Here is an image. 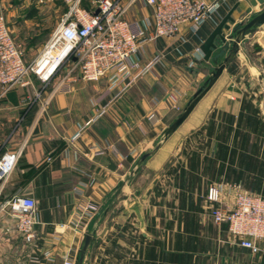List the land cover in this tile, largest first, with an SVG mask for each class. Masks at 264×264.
Instances as JSON below:
<instances>
[{"label":"crops","instance_id":"obj_1","mask_svg":"<svg viewBox=\"0 0 264 264\" xmlns=\"http://www.w3.org/2000/svg\"><path fill=\"white\" fill-rule=\"evenodd\" d=\"M208 1L220 3L216 17L196 32L184 27L177 37L147 43L143 59L159 53L162 61L126 89L115 73L84 81L69 63L49 82L32 74L28 85L7 91L0 85V155L21 150L0 183V264H63L67 255L79 264L87 236L82 264H264V241L258 253L239 245L226 224L214 222L204 199L217 183L264 195V24L246 36L188 118L166 136L228 54L220 51L232 43L237 25L263 7ZM123 2L131 3L128 19L153 17L142 1ZM65 10L64 0H0V12L24 14L15 22L20 32L30 27L50 36ZM44 15L55 18L44 24ZM66 81L69 90L62 88ZM98 107L105 112L74 138ZM15 195L37 203L32 243L4 210ZM81 197L99 211L84 229L64 226Z\"/></svg>","mask_w":264,"mask_h":264},{"label":"built area","instance_id":"obj_2","mask_svg":"<svg viewBox=\"0 0 264 264\" xmlns=\"http://www.w3.org/2000/svg\"><path fill=\"white\" fill-rule=\"evenodd\" d=\"M64 1L65 12L42 49L30 61L26 59L24 46L13 36L5 14L0 12V85L4 91L28 85L32 74L49 82L67 63L73 70H79L81 78L87 82H97L115 73L126 89L162 61L163 55L159 53L143 59L147 43L162 37H177L184 27L196 32L216 17L220 7L219 2L208 0H139L153 9L151 20L140 23L127 18L131 3L125 4L123 0H94L92 7L83 6V0ZM135 1L138 0H132ZM62 88L69 90V82H64ZM104 112L105 107H98L95 115L85 121L73 137H79ZM20 155L21 150L0 155V183L10 177ZM205 200L214 222L226 224L239 245L254 253L262 250L264 195L248 191L239 184L219 183L209 186ZM99 208L93 200L81 197L73 217L64 226L84 229ZM4 210L16 219L15 227L25 241L32 243L38 223L35 199L15 195L5 202ZM63 264H76V261L67 255Z\"/></svg>","mask_w":264,"mask_h":264},{"label":"water","instance_id":"obj_3","mask_svg":"<svg viewBox=\"0 0 264 264\" xmlns=\"http://www.w3.org/2000/svg\"><path fill=\"white\" fill-rule=\"evenodd\" d=\"M250 3L253 6H257L258 4L262 5L263 7L254 13V15L247 21L246 23H240L237 25V27L234 30L235 37H231L230 39H233L232 43H227L220 51V54L225 53V49H227L229 52L224 58V60L214 69L211 76L206 79V81L197 89V91L194 93L192 98L187 102V105L185 106L184 110L179 114V116L171 123V125L168 127L166 131V136H169L172 134L178 127L188 118V116L191 114L193 109L195 108L196 104L200 101V99L207 93V91L213 86V84L216 82V80L220 77L222 71L228 67V65L231 63V61L234 58V55L238 52L240 48V44L242 41L248 36L249 34H252L256 31V29L264 24V0H250ZM263 108H264V101H263ZM162 145V141L158 142L152 151H147L144 153L139 161L133 172H137L140 168L141 164L144 162V160L152 155L155 151H157L160 146ZM90 241V236L86 237L85 244L82 249L81 254V261L79 264H82V259L84 256V253L87 249V246Z\"/></svg>","mask_w":264,"mask_h":264},{"label":"rangeland","instance_id":"obj_4","mask_svg":"<svg viewBox=\"0 0 264 264\" xmlns=\"http://www.w3.org/2000/svg\"><path fill=\"white\" fill-rule=\"evenodd\" d=\"M94 0H83V6L86 7H92V2ZM66 8L67 5L65 4ZM6 16V19L8 21L10 30L13 34V36L24 46L25 52H26V59L29 60L31 56L36 54L38 52V45L44 43L47 41L49 33H45L43 31L34 32L30 27L25 28L24 30H16L15 29V22L18 19H21L24 14L22 13V16H9L7 13H4ZM54 16L44 15L42 17H39L41 20L40 22H43L44 24L48 23ZM55 18V17H54ZM151 20V18L149 17ZM146 21V20H145ZM219 184V183H217ZM205 199V196H204Z\"/></svg>","mask_w":264,"mask_h":264}]
</instances>
